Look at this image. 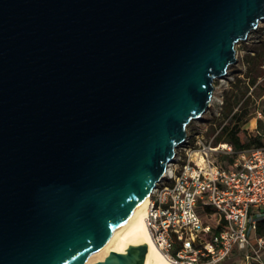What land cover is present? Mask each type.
<instances>
[{
    "label": "water",
    "instance_id": "water-1",
    "mask_svg": "<svg viewBox=\"0 0 264 264\" xmlns=\"http://www.w3.org/2000/svg\"><path fill=\"white\" fill-rule=\"evenodd\" d=\"M263 19L264 0H0V264H81L150 195Z\"/></svg>",
    "mask_w": 264,
    "mask_h": 264
},
{
    "label": "built area",
    "instance_id": "built-area-1",
    "mask_svg": "<svg viewBox=\"0 0 264 264\" xmlns=\"http://www.w3.org/2000/svg\"><path fill=\"white\" fill-rule=\"evenodd\" d=\"M222 103V102H221ZM196 118L175 150L170 170L149 195L146 224L163 255L175 264H264V145L235 151L208 134L221 106ZM264 119V106L253 111ZM230 157L232 159H228Z\"/></svg>",
    "mask_w": 264,
    "mask_h": 264
},
{
    "label": "rangeland",
    "instance_id": "rangeland-1",
    "mask_svg": "<svg viewBox=\"0 0 264 264\" xmlns=\"http://www.w3.org/2000/svg\"><path fill=\"white\" fill-rule=\"evenodd\" d=\"M260 22H264V19L258 22L257 26L248 34L246 39L240 40L236 43V61L229 65L226 74L213 80L214 89L212 95L215 94V100L213 101L212 106L215 109L220 105L221 109L220 114L214 116L210 122L207 134L209 136L217 133V127L215 128L213 123H215L216 126L223 123L227 118L225 112H228V109L232 106V104L233 110H236L238 105L242 102L244 103V100L248 97L250 98L249 104L247 105L249 111L263 105L264 92L262 95H259L255 87L257 83H264V59L260 56L264 52V24H260ZM257 55L259 57L256 60L251 58ZM252 61L255 62V65L252 67L255 68V70H252V73H250L248 71V67L252 64ZM247 75L252 77L255 75L258 76H256L257 78L255 84L250 86L245 95L239 99L237 104H235L234 102L239 96V91L242 89L244 90V85H247L249 82V77ZM209 115L210 113H206L205 116ZM252 119L253 114L251 112H249L248 115L242 119L240 135L243 139L249 136V134H253L255 132V125H251ZM195 121V119L191 120L187 125V129L193 127L196 124L194 123ZM180 145L181 144L176 146L175 150L176 148L178 149ZM231 263L232 262L229 261L227 264Z\"/></svg>",
    "mask_w": 264,
    "mask_h": 264
},
{
    "label": "bare ground",
    "instance_id": "bare-ground-1",
    "mask_svg": "<svg viewBox=\"0 0 264 264\" xmlns=\"http://www.w3.org/2000/svg\"><path fill=\"white\" fill-rule=\"evenodd\" d=\"M260 24H264V22H260ZM214 100L215 94L212 95L208 107L212 106ZM205 112L206 110L203 115ZM173 159L170 162H172ZM168 170H170V163L167 164L165 172ZM148 200L149 195L137 204L125 220L105 237L81 264H92L94 260L103 258L109 252L124 253L129 245L138 244H145L147 246L144 264H175L170 262L163 255L148 229L145 220Z\"/></svg>",
    "mask_w": 264,
    "mask_h": 264
},
{
    "label": "trees",
    "instance_id": "trees-1",
    "mask_svg": "<svg viewBox=\"0 0 264 264\" xmlns=\"http://www.w3.org/2000/svg\"><path fill=\"white\" fill-rule=\"evenodd\" d=\"M262 59H264V52L260 55ZM259 56H253L251 58L257 59ZM254 61V60H253ZM252 61V64L249 65V72L252 73V70H255V68H252L255 65V62ZM250 63V62H249ZM258 64V63H257ZM256 64V65H257ZM259 65V64H258ZM248 73V74H250ZM249 77V82L247 85H244V90L239 91V96L234 102L235 104L238 103L239 99L242 98L247 90L250 88V86L254 85L256 82V76L254 77L247 75ZM257 93L259 95H262L264 92V83H257L256 84ZM250 98L246 97L244 100V103L242 102L236 110H233V104L228 109V112H225V115L228 118V120L222 124L220 130L218 131V134L215 138V143L217 142H228L231 143L233 146V149L235 151L250 148V147H259L261 145H264V119H257L255 120L253 110L249 111L247 108V105L249 104ZM264 106V102H263ZM251 112L253 114V119L251 120V125L254 126L255 132L253 134H249V136L245 137L244 139L240 135V127L241 122L248 113ZM229 160L232 159L230 157H227ZM259 233H264V220L261 222L258 228Z\"/></svg>",
    "mask_w": 264,
    "mask_h": 264
},
{
    "label": "crops",
    "instance_id": "crops-1",
    "mask_svg": "<svg viewBox=\"0 0 264 264\" xmlns=\"http://www.w3.org/2000/svg\"><path fill=\"white\" fill-rule=\"evenodd\" d=\"M229 261H231L232 263L231 264H244V263H242V261H240L239 259H238V257L235 255V256H233V258H231ZM228 261V262H229Z\"/></svg>",
    "mask_w": 264,
    "mask_h": 264
}]
</instances>
